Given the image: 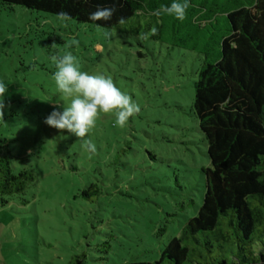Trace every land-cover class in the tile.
Wrapping results in <instances>:
<instances>
[{
    "label": "rangeland",
    "instance_id": "1",
    "mask_svg": "<svg viewBox=\"0 0 264 264\" xmlns=\"http://www.w3.org/2000/svg\"><path fill=\"white\" fill-rule=\"evenodd\" d=\"M150 33L140 44L115 28L0 3V142L19 150L16 169L36 176L0 211V264L105 258L109 238L117 261H155L197 215L210 167L191 114L201 61ZM90 110L102 119L88 123ZM95 161L105 191L87 202L78 194Z\"/></svg>",
    "mask_w": 264,
    "mask_h": 264
},
{
    "label": "trees",
    "instance_id": "2",
    "mask_svg": "<svg viewBox=\"0 0 264 264\" xmlns=\"http://www.w3.org/2000/svg\"><path fill=\"white\" fill-rule=\"evenodd\" d=\"M0 3L101 29L115 28L140 44L141 35L150 31L146 40L187 51L201 61L192 72L191 114L206 141L210 167L203 170L206 191L197 215L164 245L155 261H117L110 254L109 238L101 244L105 258L90 259L82 252L66 264H91L98 259L110 260V264H264V0ZM90 112L94 116L88 123L102 119L99 110ZM2 141L0 211L36 182L32 169L13 166L12 156L19 150L10 140ZM19 157H27L26 152ZM72 170L77 173L79 168ZM88 170L91 176L86 175L78 198L94 202L104 194L105 174L97 161Z\"/></svg>",
    "mask_w": 264,
    "mask_h": 264
}]
</instances>
